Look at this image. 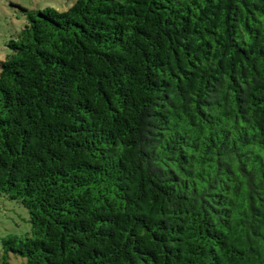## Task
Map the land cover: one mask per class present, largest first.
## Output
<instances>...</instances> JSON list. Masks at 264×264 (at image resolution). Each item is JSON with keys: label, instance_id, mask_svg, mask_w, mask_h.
Masks as SVG:
<instances>
[{"label": "trees", "instance_id": "1", "mask_svg": "<svg viewBox=\"0 0 264 264\" xmlns=\"http://www.w3.org/2000/svg\"><path fill=\"white\" fill-rule=\"evenodd\" d=\"M18 9L0 264H264V0Z\"/></svg>", "mask_w": 264, "mask_h": 264}, {"label": "rangeland", "instance_id": "2", "mask_svg": "<svg viewBox=\"0 0 264 264\" xmlns=\"http://www.w3.org/2000/svg\"><path fill=\"white\" fill-rule=\"evenodd\" d=\"M73 0H0V60L8 53L6 46L10 37L19 30L24 22L18 5L35 8L46 4L56 5L63 2L64 8ZM28 211L17 201L10 200L0 195V252L1 240L9 234L23 237L30 232ZM25 258L12 255L9 264H24Z\"/></svg>", "mask_w": 264, "mask_h": 264}]
</instances>
